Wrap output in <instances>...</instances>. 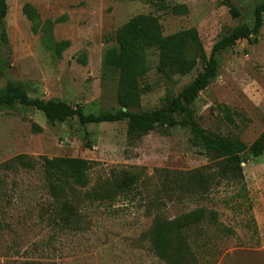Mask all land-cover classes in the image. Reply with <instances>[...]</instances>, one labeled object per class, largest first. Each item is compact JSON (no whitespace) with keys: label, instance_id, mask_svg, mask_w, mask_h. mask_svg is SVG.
Returning <instances> with one entry per match:
<instances>
[{"label":"rangeland","instance_id":"374dc122","mask_svg":"<svg viewBox=\"0 0 264 264\" xmlns=\"http://www.w3.org/2000/svg\"><path fill=\"white\" fill-rule=\"evenodd\" d=\"M263 1L166 0L167 8L160 9L150 0H7L0 87L18 82L31 98L58 99L96 115L115 112L120 109L118 75L103 68V56L116 47L115 33L130 18L152 15L164 35L194 28L208 57L234 27L252 26L254 8ZM25 4L42 22L58 20L49 34L32 33L22 12ZM229 4L238 11L237 19L229 14ZM176 5L186 6L187 13L173 14ZM65 40L70 46L57 56L55 44ZM217 60L216 78L193 105L195 120L203 129L236 138L248 148L264 131V14L257 36L238 41ZM157 62V51L148 50V70L139 80V107L132 112L161 108L203 69L198 64L187 76L170 75L159 70ZM126 128V122L81 126L76 118L50 124L34 109L0 108V264H164L142 235L155 215L171 220L198 207L218 214L216 224L202 228L198 240L208 251L200 253L199 261L264 264V154L253 158L245 153L244 205L237 203L234 187L201 201L184 199L160 171L209 166L190 146L189 130L150 132L130 145ZM19 155L36 162L35 169L3 168ZM42 157L88 161L87 185L52 191L39 163ZM125 175L135 178L126 196L92 198ZM64 202L71 206L68 215L60 214Z\"/></svg>","mask_w":264,"mask_h":264},{"label":"trees","instance_id":"16d2710c","mask_svg":"<svg viewBox=\"0 0 264 264\" xmlns=\"http://www.w3.org/2000/svg\"><path fill=\"white\" fill-rule=\"evenodd\" d=\"M7 0H0V43L7 45V37L3 28V20L7 13ZM160 9H166V0H150ZM229 14L233 19L239 17L234 6L228 5ZM175 15L187 13L184 5L171 8ZM23 15L31 23V31L50 33L52 24L49 20L42 22L37 11L29 4L22 8ZM264 1L253 11V24L238 25L220 39L211 48L207 57L202 47L198 32L194 28L164 35L158 18L152 15H137L130 18L114 37L116 47L106 50L103 56V68L118 75L116 99L120 109L115 112L100 114L85 113L81 106L72 107L58 99L31 98L27 95L22 84L8 82L0 87V108L16 105L41 112L48 123H64L76 118L81 126L102 123L126 122V138L132 145L138 139L150 132L163 135L171 129H188L189 143L198 154L209 161V166L187 172L160 171L165 181L173 185L179 196L187 199H208L215 191L222 188H238L236 201L244 205L248 199L244 182L242 164L247 162L245 153L248 151L253 158L264 154V131L248 147L236 138L223 136L203 129L195 120L193 105L203 92L216 78L218 56L221 52L230 50L238 41L249 40L257 36L263 25ZM70 46L69 41L55 44L57 56ZM154 49L158 56V69L170 75L187 76L201 64L203 69L196 77L185 85L174 97L167 99L163 106L152 111L132 112L140 103V78L147 73V51ZM84 57V56H83ZM81 63L85 64L84 58ZM43 173L50 183L52 191L64 192V187L71 185L85 187L88 183V170L91 164L80 158H41L39 162ZM36 162L24 155L15 157L3 165L4 169L14 170L35 169ZM66 178L62 181V178ZM133 176L118 178L114 186L99 189L92 198L105 200L116 196H126L134 184ZM65 185V186H63ZM71 206L64 202L60 214L68 215ZM218 214L213 210L198 207L182 213L174 219L163 215L154 216L151 227L142 235L149 251L164 264H203L199 256L206 249L200 244L202 228L216 224ZM208 251V249H206Z\"/></svg>","mask_w":264,"mask_h":264}]
</instances>
